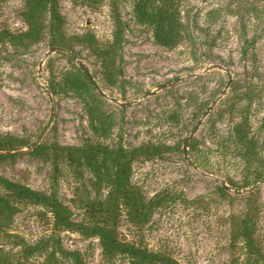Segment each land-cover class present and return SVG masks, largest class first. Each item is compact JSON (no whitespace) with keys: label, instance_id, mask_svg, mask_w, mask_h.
Returning <instances> with one entry per match:
<instances>
[{"label":"rangeland","instance_id":"obj_1","mask_svg":"<svg viewBox=\"0 0 264 264\" xmlns=\"http://www.w3.org/2000/svg\"><path fill=\"white\" fill-rule=\"evenodd\" d=\"M230 1L232 7L238 5L235 11L227 7ZM24 8L25 0H3L0 31H27ZM182 10L188 35L174 48L157 43L152 29L137 22L127 3L121 6V45L105 58L101 50H109L116 31L110 8L77 0H59L62 45L51 46L48 22L37 43L0 42V137L18 141L15 149L0 152L15 156L0 161V178L49 191L53 159L30 155L40 145L78 148L101 142L134 151L156 146L159 154L149 158L135 152L131 177L148 199L170 195L153 216L146 237L150 246L169 247L183 264H245L242 256L238 262L232 258L241 252L229 246V217L255 211L264 245V0H186ZM52 48L77 60L65 53L46 58ZM77 61L94 78L92 95L101 102L85 89L62 90L65 83L80 85L73 75L86 76ZM216 65L228 72L211 68ZM178 79L185 80L143 99ZM88 104L94 113L109 117L103 138L91 127ZM202 120L186 157L184 143ZM239 139L250 142L248 156L236 143ZM63 172L58 198L78 219L84 211L76 188L89 185L91 174L85 171L74 184ZM224 186L228 194L220 189ZM254 187V193H236ZM15 205L11 219L0 226V263L9 252L15 264H26L13 236L25 243L40 239L44 227L36 214L41 208ZM120 232L130 239L135 229L122 222ZM62 241L65 248L80 251L87 264L102 262L97 238L64 233Z\"/></svg>","mask_w":264,"mask_h":264},{"label":"trees","instance_id":"obj_2","mask_svg":"<svg viewBox=\"0 0 264 264\" xmlns=\"http://www.w3.org/2000/svg\"><path fill=\"white\" fill-rule=\"evenodd\" d=\"M3 0H0V3ZM89 5L105 4L109 6L116 31L109 50H101L105 58H110L123 40L124 23L121 18V6L132 5L133 14L138 23L150 27L154 37L160 45L174 48L188 35V28L183 20V6L186 0H77ZM230 1L227 7L231 11ZM241 8V7H240ZM257 11V10H255ZM22 18L27 25V31L9 33L0 31V42L7 41L12 45L23 46L26 42L37 43L44 37L47 22L52 36L51 46L62 45L61 29L63 18L59 12V0H25ZM6 37V38H5ZM117 46V47H116ZM71 80V79H69ZM72 80L80 85L74 87L65 83L62 90H76L80 88L93 96L95 102H101L99 95H92L93 83L82 72L73 75ZM96 89V88H95ZM57 93V87L52 86ZM97 90V89H96ZM88 114L92 129L99 137H104L110 129L104 114L94 113V107L88 104ZM15 139L0 137V152L13 150L17 147ZM240 149L248 156L250 142L239 139ZM165 149H168L164 145ZM135 152L149 158L159 154L158 147L143 145L136 151L125 149L122 145L110 148L101 142L86 144L82 147H61L58 145H40L34 148L30 155L40 159H53V172L50 175V190L40 192L11 183L0 178V226L11 219L15 203H26V207L41 208L37 212L40 226L44 227L40 239L35 243H26L20 237L13 236L18 242L22 257L26 264H87L80 251L69 250L64 247L62 235L64 233H79L85 238L95 237L102 247V262L100 264H183L169 247H151L146 237L152 231L155 212L165 207L169 193H158L153 198H147L143 191L131 181ZM13 155L0 154V161L13 158ZM73 177L74 184L84 178L85 171L90 172L89 185L76 188L78 199H82L83 215L78 217L74 211L58 198V187L63 170ZM84 169V170H83ZM75 186V185H74ZM1 189L3 191H1ZM228 194V187L220 188ZM254 193V192H252ZM250 193V194H252ZM228 239L231 249L239 248L240 261L242 256L245 264H264V245L257 234V213L248 211L243 217L230 216ZM122 222H126L135 229L134 237L127 239L120 232ZM0 264H15L11 253H4ZM24 264V263H23Z\"/></svg>","mask_w":264,"mask_h":264},{"label":"water","instance_id":"obj_3","mask_svg":"<svg viewBox=\"0 0 264 264\" xmlns=\"http://www.w3.org/2000/svg\"><path fill=\"white\" fill-rule=\"evenodd\" d=\"M57 53H65V54H67V55H69V56H71L72 58H74L75 60H77L76 59V57L72 54V53H70V52H68V51H66V50H64V49H61V48H52V49H50L49 50V52L47 53V55H46V58H48L50 55H52V54H57ZM78 62V65L80 66V68L82 69V71L86 74V76L88 77V79L96 86V82H95V80H94V78L92 77V75H91V73L89 72V70L86 68V66L82 63V62H80V61H77ZM42 67V66H41ZM40 67V68H41ZM211 68H213V69H220V70H224V71H226V72H228V70H226L225 68H223V67H221V66H219V65H216V66H214V67H211ZM209 69H207V71H208ZM192 77H194V76H189V77H187V79H190V78H192ZM185 79H178V80H176V81H174V82H172V83H170V84H168V85H164V86H162L161 88H159L157 91H154V92H151V93H148L147 95H145L144 97H143V99H147V98H149V97H152V96H154L157 92H160V91H163V90H166V89H168V88H170V87H172V86H174V85H176V84H178V83H180V82H182V81H184ZM231 85V80H230V82H229V86ZM228 86V87H229ZM226 93V91L224 92V94ZM223 94V95H224ZM220 100V98L208 109V111L205 113V115H204V117H203V120L211 113V111H212V109L215 107V105H216V103L218 102ZM115 103H117V101L115 100L114 101ZM123 106H126V105H129V104H122ZM203 120L198 124V126L196 127V129L194 130V132L191 134V136L185 141V143H184V146H183V150H184V154H185V156L187 157V147H188V143H189V141L194 137V135L196 134V132L198 131V129L200 128V126L202 125V122H203ZM21 152H25V151H21ZM222 184L223 185H225L224 184V182H222ZM226 186V185H225ZM255 189H257V187H254V188H252L251 190H249V191H236V193L237 194H239V195H241V194H245V193H249V192H252V191H254Z\"/></svg>","mask_w":264,"mask_h":264}]
</instances>
